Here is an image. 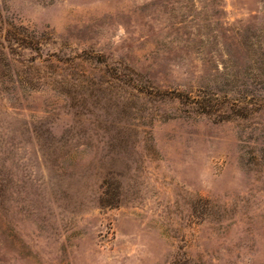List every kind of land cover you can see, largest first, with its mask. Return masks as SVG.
<instances>
[{"label":"rangeland","instance_id":"374dc122","mask_svg":"<svg viewBox=\"0 0 264 264\" xmlns=\"http://www.w3.org/2000/svg\"><path fill=\"white\" fill-rule=\"evenodd\" d=\"M0 264H264V0H0Z\"/></svg>","mask_w":264,"mask_h":264}]
</instances>
